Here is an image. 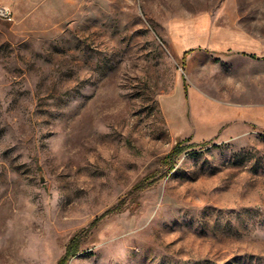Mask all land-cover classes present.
<instances>
[{"label": "rangeland", "instance_id": "1", "mask_svg": "<svg viewBox=\"0 0 264 264\" xmlns=\"http://www.w3.org/2000/svg\"><path fill=\"white\" fill-rule=\"evenodd\" d=\"M7 7L0 264H264V0Z\"/></svg>", "mask_w": 264, "mask_h": 264}, {"label": "trees", "instance_id": "2", "mask_svg": "<svg viewBox=\"0 0 264 264\" xmlns=\"http://www.w3.org/2000/svg\"><path fill=\"white\" fill-rule=\"evenodd\" d=\"M254 58V57H253ZM190 146H183L182 143H178L173 150L170 152L166 160L169 161L170 168L173 170L174 164L177 158H179ZM79 238H73L66 250L64 258H62L58 264H68L69 260L79 252Z\"/></svg>", "mask_w": 264, "mask_h": 264}, {"label": "built area", "instance_id": "3", "mask_svg": "<svg viewBox=\"0 0 264 264\" xmlns=\"http://www.w3.org/2000/svg\"><path fill=\"white\" fill-rule=\"evenodd\" d=\"M0 20L5 22H12L14 20L13 12L0 4Z\"/></svg>", "mask_w": 264, "mask_h": 264}, {"label": "crops", "instance_id": "4", "mask_svg": "<svg viewBox=\"0 0 264 264\" xmlns=\"http://www.w3.org/2000/svg\"><path fill=\"white\" fill-rule=\"evenodd\" d=\"M0 4H2L4 7L8 8L7 5L9 4V0H0Z\"/></svg>", "mask_w": 264, "mask_h": 264}]
</instances>
